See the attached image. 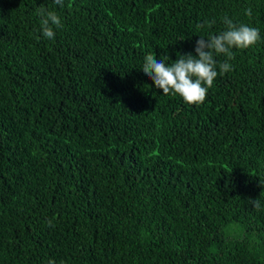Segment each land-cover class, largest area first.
<instances>
[{
  "label": "trees",
  "instance_id": "trees-1",
  "mask_svg": "<svg viewBox=\"0 0 264 264\" xmlns=\"http://www.w3.org/2000/svg\"><path fill=\"white\" fill-rule=\"evenodd\" d=\"M224 16L261 41L200 106L164 95L145 56ZM50 260L264 264V0H0V264Z\"/></svg>",
  "mask_w": 264,
  "mask_h": 264
},
{
  "label": "clouds",
  "instance_id": "clouds-1",
  "mask_svg": "<svg viewBox=\"0 0 264 264\" xmlns=\"http://www.w3.org/2000/svg\"><path fill=\"white\" fill-rule=\"evenodd\" d=\"M56 5L64 7V0H54ZM40 16L41 34L46 39L55 38V29L63 27L62 20L55 11L44 8L38 9ZM245 15L251 16V8L245 10ZM215 19L205 21L198 25L203 28L205 24H215ZM226 26L219 34H211L207 37L200 36L196 41L195 55L191 52L177 55V59L168 63L170 57L166 55L158 59L156 55L148 54L142 65L143 73L149 77L157 89H161L164 95L180 96L185 104L200 106L204 103L209 89L219 74L232 70L228 62L234 59L233 48L247 49L261 41L260 30L247 24H236L228 16L222 18ZM206 38V39H205ZM223 54L227 59L218 65L216 56ZM257 211H261L259 199H249ZM49 226L52 222L48 221ZM49 264H55L49 261Z\"/></svg>",
  "mask_w": 264,
  "mask_h": 264
}]
</instances>
